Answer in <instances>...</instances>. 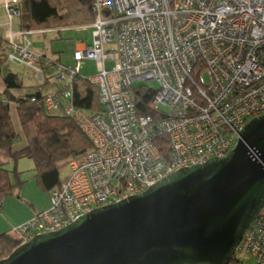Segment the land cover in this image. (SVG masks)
Returning <instances> with one entry per match:
<instances>
[{
    "label": "built area",
    "instance_id": "obj_1",
    "mask_svg": "<svg viewBox=\"0 0 264 264\" xmlns=\"http://www.w3.org/2000/svg\"><path fill=\"white\" fill-rule=\"evenodd\" d=\"M16 3L4 1L9 24ZM92 9L91 44L72 47L74 67L57 64L62 87L44 98L46 110L69 116L92 146L67 159L70 173L50 191V208L14 229L21 243L140 193L178 168L225 157L241 127L264 114V0H94ZM28 34L20 33L25 45H12L31 64ZM111 41L115 46L106 48ZM84 58L97 64L88 77L98 90L97 112L74 104ZM238 249L264 264V203Z\"/></svg>",
    "mask_w": 264,
    "mask_h": 264
},
{
    "label": "water",
    "instance_id": "obj_2",
    "mask_svg": "<svg viewBox=\"0 0 264 264\" xmlns=\"http://www.w3.org/2000/svg\"><path fill=\"white\" fill-rule=\"evenodd\" d=\"M264 203V114L225 157L33 235L0 264H227Z\"/></svg>",
    "mask_w": 264,
    "mask_h": 264
},
{
    "label": "trees",
    "instance_id": "obj_3",
    "mask_svg": "<svg viewBox=\"0 0 264 264\" xmlns=\"http://www.w3.org/2000/svg\"><path fill=\"white\" fill-rule=\"evenodd\" d=\"M93 1L18 0L16 6L22 20L21 29L42 31L92 24L95 18ZM6 50L7 45L0 38V62L6 59ZM3 79L5 89L0 93V149L9 153L11 166L0 164L1 207L4 199L14 195L26 181L18 168L20 160L32 161L36 186L50 194L63 181L60 178V165L71 156L85 153L92 146L89 138L69 116L62 114L60 109L46 110L45 94L40 89L21 93L23 84L16 74L7 73ZM74 104L89 112L101 109L97 87L88 77L79 75L74 79ZM12 106H15L17 113L18 128H15L11 117ZM142 112L147 113L144 109ZM163 139L165 137L156 140L159 148ZM18 141H23V145L18 146ZM20 244V238L11 232L0 233V260ZM227 264L245 263L235 254Z\"/></svg>",
    "mask_w": 264,
    "mask_h": 264
},
{
    "label": "rangeland",
    "instance_id": "obj_4",
    "mask_svg": "<svg viewBox=\"0 0 264 264\" xmlns=\"http://www.w3.org/2000/svg\"><path fill=\"white\" fill-rule=\"evenodd\" d=\"M7 17L8 16L6 14V20H8ZM18 27L19 16L17 14L13 17L10 26V29L13 32L15 31L14 33H19V35L14 38V42L22 40V36L20 35L21 30L18 29ZM94 29L95 28L93 25H83L77 27H64L56 33L55 31H50L47 33L32 34L29 35L28 38L31 44L30 49L36 53H44L48 58H52L53 61L57 60L68 68H72L76 63L72 58V49L69 48L68 42L73 41L75 45L81 44L83 42L91 44L92 31ZM9 46H11L10 43ZM114 46V41H111L105 45L106 48H111ZM13 51L16 52L15 50ZM8 59H5L4 64H11L12 61H9ZM105 63L106 67L110 68L115 65L116 61L109 60ZM80 65L79 75L81 76L90 77L97 73V64L94 59L84 58L80 61ZM7 70H9V66L5 65L4 71L6 72ZM206 71L207 70L204 68L200 73L204 76L205 81L209 83V76L206 74ZM134 85H139V83L135 82ZM147 85L153 89L157 88L155 81L148 82ZM46 91L47 87L43 89L44 93ZM20 142L21 141H18V143ZM66 161L67 159L60 165L59 168L60 178L62 180H64L70 173L69 166ZM32 167V161L29 159H22L19 161V169L22 171V178L25 179L26 182L23 183L20 190H17L14 195H10L4 199L2 208L0 209V230H9L14 236H18V233L14 231V229L27 221L18 222V220L22 219L23 216L28 213H33V216H35L37 212L34 211H46L51 206V195L36 186L35 180L33 178ZM15 211L18 212L13 215ZM235 254L245 264H255L254 258L249 254L244 253L239 249L236 250Z\"/></svg>",
    "mask_w": 264,
    "mask_h": 264
},
{
    "label": "crops",
    "instance_id": "obj_5",
    "mask_svg": "<svg viewBox=\"0 0 264 264\" xmlns=\"http://www.w3.org/2000/svg\"><path fill=\"white\" fill-rule=\"evenodd\" d=\"M4 1L5 0H0V38H2L3 42L5 41V43L7 45L6 59L9 58L8 60L12 61V62H11V64L10 63L4 64L5 59L2 62H0V93L5 89V83H4L3 77L5 74H7L6 72L14 73L20 78V80L22 81V84H23V87L21 89V93H24L26 91L33 90V89L35 90L36 88L40 89L41 92L44 93L43 89L45 87H47V91L44 94L60 90L62 87V83L55 79L57 64H60V62L57 60L53 61L52 58L51 59H50V57L48 58L44 53H36V52L32 51L30 49L31 44H30V41L28 39L29 35L27 36V40H28L27 42H29L28 50L34 55L35 59H34V61H32L31 64H27L26 62L20 61L21 55H20L19 49H16L12 44H18V45L23 46L26 44V41H24L23 38H21L22 40H19L18 42L13 41L14 38L17 35H19V33L18 34L15 33L16 36L12 39V41H10V39L7 37L10 32H13L10 29L11 22H12L13 18H12L10 24L7 23L6 11L4 8ZM21 21L22 20H21V17L19 15V27H18V29H20L22 31ZM92 24H89V25H92ZM60 29H62V28H60ZM60 29L42 30L43 32L33 31V32H31L30 35L37 34V33H47L50 31H55V33H56V32H59ZM14 32H13V34H14ZM9 43L11 46H9ZM83 44H87V43L83 42L81 44L75 45L73 43V41L68 42V46L70 49H72L73 46L81 47ZM13 50H15L18 54L16 52H14ZM5 65L9 66V70H7L6 72L4 71ZM11 117H12V120L14 122L15 128H18L19 124H18V117H17V113L15 110V106H12ZM21 145H23V141L18 143V146H21ZM5 151H7V150H5ZM5 151H3V149L2 150L0 149V164H5V165L7 164L8 166H10L9 165V162H10L9 153L5 152ZM18 168H19V163H18ZM17 212L18 211H15L13 213V215ZM34 212H38V211H34ZM32 217H33V213H28L25 216H23L22 219L18 220V222H24L26 220H29ZM3 232H10V231L9 230H7V231L6 230H0V233H3Z\"/></svg>",
    "mask_w": 264,
    "mask_h": 264
},
{
    "label": "bare ground",
    "instance_id": "obj_6",
    "mask_svg": "<svg viewBox=\"0 0 264 264\" xmlns=\"http://www.w3.org/2000/svg\"><path fill=\"white\" fill-rule=\"evenodd\" d=\"M17 2H18V0H17ZM16 4H17V3H16ZM18 16H19V13H18ZM22 32H29L28 35H30L31 32H33V31H25V30H22L21 33H22ZM37 32H39V31H37ZM28 35H27V36H28ZM10 41H11V40H10ZM58 91H59V90H58ZM58 91H55L54 93H56V92H58ZM49 93H51V92H49ZM47 94H48V93H47ZM45 95H46V94H45Z\"/></svg>",
    "mask_w": 264,
    "mask_h": 264
},
{
    "label": "clouds",
    "instance_id": "obj_7",
    "mask_svg": "<svg viewBox=\"0 0 264 264\" xmlns=\"http://www.w3.org/2000/svg\"><path fill=\"white\" fill-rule=\"evenodd\" d=\"M35 235V234H34Z\"/></svg>",
    "mask_w": 264,
    "mask_h": 264
}]
</instances>
